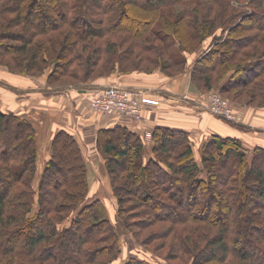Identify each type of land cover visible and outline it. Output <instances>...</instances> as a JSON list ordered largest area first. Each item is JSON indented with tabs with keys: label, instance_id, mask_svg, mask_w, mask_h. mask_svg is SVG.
<instances>
[{
	"label": "trees",
	"instance_id": "obj_1",
	"mask_svg": "<svg viewBox=\"0 0 264 264\" xmlns=\"http://www.w3.org/2000/svg\"><path fill=\"white\" fill-rule=\"evenodd\" d=\"M182 1L0 0V60L21 73L53 65L50 81L82 72L80 79H88L104 62L124 73L160 69L174 76L187 69L188 59L174 58L153 25L161 8ZM196 1H186L184 17L174 22L180 49L198 51L218 29L222 49L199 55L193 82L203 91L239 89L235 100L246 94L248 105L264 107V23L253 35L234 38L232 26L241 27L243 10L229 2L228 13L226 5L214 10ZM149 52L154 56L145 58ZM249 86L254 89L243 90ZM97 143L127 231L134 230L128 218L135 201L146 217L139 228L167 223L159 231L170 240L164 246L190 264H264V146L248 150L237 137L214 134L202 143L199 161L187 130L160 125L148 143L122 124L101 129ZM147 145L151 152L144 159ZM38 152L33 123L0 110V264H116L119 235L107 217L92 218L100 201H87V161L76 137L56 133L37 191ZM64 159L69 172L59 173ZM123 264L152 263L132 256Z\"/></svg>",
	"mask_w": 264,
	"mask_h": 264
},
{
	"label": "crops",
	"instance_id": "obj_2",
	"mask_svg": "<svg viewBox=\"0 0 264 264\" xmlns=\"http://www.w3.org/2000/svg\"><path fill=\"white\" fill-rule=\"evenodd\" d=\"M6 74L0 75V110L13 112L33 123L39 149V177L51 157L54 136L60 130H66L76 137L82 149L87 161L89 194L92 189H97L96 198L99 201L105 198L111 186L97 146L98 132L103 128L122 124L147 137L148 143H151L152 131L157 126L181 128L190 133L197 150L214 134L237 137L248 150L258 145L264 146V108L256 110L242 105L244 117L242 122L236 124L215 115L206 106L204 95L195 90L187 71L176 78L161 70L151 73L135 71L125 75L117 72L94 82L97 91L119 84L160 98L159 104L144 105L141 120L118 118L86 108L79 98L84 97L87 89H79V94L67 89L50 90L42 78L32 83L23 78H10ZM187 91L191 97L184 100L182 94ZM101 171L103 173L99 174Z\"/></svg>",
	"mask_w": 264,
	"mask_h": 264
},
{
	"label": "rangeland",
	"instance_id": "obj_3",
	"mask_svg": "<svg viewBox=\"0 0 264 264\" xmlns=\"http://www.w3.org/2000/svg\"><path fill=\"white\" fill-rule=\"evenodd\" d=\"M186 1H190V0H183L181 3H175L166 7L161 8L160 10V18H158V20L155 22V24L153 25V30L158 31L162 37H164V39L166 40V42L168 43L169 47H170V51L172 53V55L174 56V58H183V57H187L188 62H187V69L179 74H176L174 76H171L173 78L179 77L182 74H184L186 71L190 73V81L192 83V85L195 87L196 91H200V93H202L204 95V100L206 102V106L209 107H213V97L214 95H219L222 99H224L226 101L225 104V109L229 110L230 114H235L236 116H239V119L235 120L233 118H229L226 117L225 112L224 115L225 119L236 123H240L243 120L244 117V112L241 111L242 109V105L246 106V107H250V108H254L256 110H260L261 108L264 107H258L256 105H248L249 101L248 99L250 98L248 95L244 94L240 97V100L237 101L235 100V98L233 97L235 95V91H239V89H236L235 91H230L229 93H223L218 89H210L207 91H203L202 89L198 88V86L193 82L192 80V67L194 64V61L199 57V55H203L204 53H208L209 50L213 47L214 49H222L220 46H217V41L218 39H216V37H218L221 34V29H218L215 32V35H211L210 37H207L205 39V41L203 42L202 47L193 53H186L184 52L183 49H180L179 43L177 42V40L174 37L173 34V25L174 22L177 23V21L179 20V18L181 16L184 17V13L187 9L185 3ZM200 2L203 3H209L211 4V6H213L214 10H216L220 4L221 5H226L227 7H229L227 5V3L230 2V4L233 5V7H235L238 10H243V14L242 16L237 20L238 22H242L241 27L239 29H237L235 26L237 25V23L232 26V31H233V35L234 38H242L244 37V35H253L258 29V24L260 23H264V4L261 6H256V5H252L250 3H248L247 1L244 2L243 0H201ZM197 3L196 0H191V5L195 6ZM228 13L232 12V10L228 9ZM143 11V10H142ZM214 15V12H213ZM245 16V17H244ZM244 17V18H243ZM246 19V20H244ZM186 20H189V18H187ZM242 20V21H241ZM244 20V21H243ZM231 31V32H232ZM230 31H226L223 34V38H227V36H229ZM150 46V50H151ZM242 50V49H241ZM121 52H123V50H121ZM149 55L154 56V54L152 52H149L147 54H144L145 58L148 57ZM11 56H7L5 55L4 60L9 59ZM108 59V58H107ZM103 67H100L97 69L96 72L92 73L90 78L88 79H80L83 76V72L80 75V77H72L70 75H65L63 76L59 81H50L49 79V75L51 73V71L53 70V65H49L46 66L42 71H38L36 73H21L17 70H13L10 69L9 67H7L6 65L1 63L0 60V75L1 73H7L6 75H8L10 78L11 77H17V78H23L24 80H27L29 82H37L38 79L42 78L41 80L45 81V85L46 87H50V90H56V89H67V90H73L75 91V93L77 92L78 94L81 93V91L79 89H87V91H85L84 93V97L83 98H79V101L84 102L85 103V107L92 109V105H91V98L93 95L97 94L99 91L95 90V83L94 82H98L99 79H101L102 77H108L111 76L114 73H120V74H127V73H132L135 71H131V72H122L121 68H116L115 70H111V66L108 62H104L103 63ZM143 64H147V62H143ZM205 65H212V61L207 62ZM205 65H202V67H206ZM151 66H153V64H151ZM83 70V69H81ZM160 70V69H157ZM102 73H101V72ZM142 72V71H140ZM175 73L178 72V70H174ZM203 73V72H202ZM201 73V74H202ZM217 75V74H216ZM222 78L221 76H219L218 79ZM22 79V80H23ZM216 81H217V77H216ZM115 85V84H114ZM119 85V84H117ZM246 89V91H251L253 90V86H249L248 88H243V90ZM33 97V96H31ZM191 95L190 92L187 91V93L182 94V99L186 100L187 98L190 99ZM155 99L159 100L160 103V98H157L155 96ZM32 101H36V99H33ZM242 101V102H241ZM245 102V103H244ZM158 103V104H159ZM247 103V104H246ZM146 104H152V103H146ZM144 105L143 104V111H142V115L139 119L136 118H132L134 120H141L143 117V112H144ZM210 110V109H209ZM95 111V110H94ZM211 111V110H210ZM96 112V111H95ZM214 114V113H213ZM221 117V116H220ZM147 138V137H145ZM196 143V142H195ZM194 144V143H193ZM98 146V143H97ZM99 149V146H98ZM195 155L197 157V159L200 161L201 160V151L198 148L195 149ZM151 152V147H147L145 154H144V159L147 158V156L149 155V153ZM101 157L102 154L100 153ZM103 158V157H102ZM104 160V158H103ZM62 161V167L61 170L59 168V170L57 172L62 173H68L69 172V165L66 160L64 159L61 160ZM105 165V162H104ZM106 167V165H105ZM63 169V170H62ZM39 171H40V167L38 168V172H37V176L36 179L34 181V186L36 187V190L38 191V183H39ZM107 171V169H106ZM103 173V171L99 172ZM107 175V179L109 180L111 186L109 187V191L106 192V195H104L105 198L101 199V201L99 202L97 208L95 209V213L93 214L94 216L92 217L93 219H99L101 217H107L108 219H110V221L112 222V224L115 226L116 231L118 232L119 235V240L121 242V253L119 255V257L117 258V260L115 261L116 264H123L125 261H127L129 258H131L132 256H136L139 258H143L146 259L148 261H150L152 264H190V258L189 257H177L174 254V251H170V245L166 244L164 246V242L168 239L167 237H160V233L159 231H163L164 228H162L163 226H165L167 223H154V224H150L147 227L144 228H139L140 225H138V222H142L143 220H146V217L142 215V213H140L142 211V207L138 206V203H136L134 201L131 207V210H129V221L130 223H132V228L134 229L133 231H127L125 228V220L124 218H120L118 216V200L117 197L115 195L113 186H112V180L111 177L107 171L106 173ZM89 180V178H88ZM256 188V184H253V187L250 188V192L249 195L255 196V192L257 191ZM97 189H92L91 194L88 193L87 196V201H91V200H95L97 199L96 196L98 194V192H96ZM89 191H90V184H89ZM207 191V190H206ZM201 191L200 193H204L205 192V197H207L208 191L206 192ZM208 194V195H207ZM204 201V200H203ZM129 203H132L129 202ZM34 206H37V201L34 202ZM129 207V208H130ZM246 212V211H244ZM69 213V215L72 213L70 211L66 212V214ZM76 212L72 213V215H75ZM241 214H243V212H241ZM71 216L69 218H67L64 222H68L69 219L71 218ZM163 225V226H162ZM168 225V224H167ZM161 226V227H160ZM134 233H138V234H134ZM157 233V234H156ZM158 235L155 236L154 235ZM235 234V233H234ZM236 235V234H235ZM236 237V236H235ZM170 242V240H167ZM146 242V243H145ZM74 247V246H73ZM72 247V248H73ZM76 247V246H75Z\"/></svg>",
	"mask_w": 264,
	"mask_h": 264
},
{
	"label": "built area",
	"instance_id": "obj_4",
	"mask_svg": "<svg viewBox=\"0 0 264 264\" xmlns=\"http://www.w3.org/2000/svg\"><path fill=\"white\" fill-rule=\"evenodd\" d=\"M213 107H209L212 113L221 117L239 119V116L230 114L225 109L226 101L219 95L213 97ZM158 104L159 100L139 89H130L123 85H108L100 89L92 96L91 105L93 110L105 115H115L118 118H136L142 115L143 104ZM225 112V115H224Z\"/></svg>",
	"mask_w": 264,
	"mask_h": 264
}]
</instances>
